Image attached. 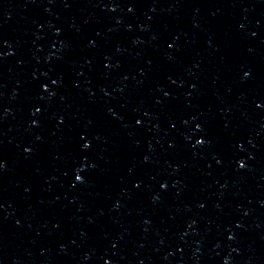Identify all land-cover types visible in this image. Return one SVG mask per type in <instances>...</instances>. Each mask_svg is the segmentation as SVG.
Segmentation results:
<instances>
[{"label": "water", "instance_id": "95a60500", "mask_svg": "<svg viewBox=\"0 0 264 264\" xmlns=\"http://www.w3.org/2000/svg\"><path fill=\"white\" fill-rule=\"evenodd\" d=\"M0 264H264V0H0Z\"/></svg>", "mask_w": 264, "mask_h": 264}]
</instances>
